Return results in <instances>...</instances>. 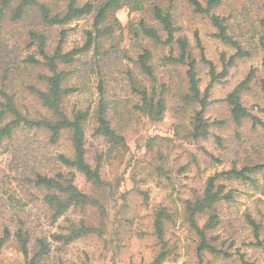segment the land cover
<instances>
[{
  "label": "rangeland",
  "instance_id": "1",
  "mask_svg": "<svg viewBox=\"0 0 264 264\" xmlns=\"http://www.w3.org/2000/svg\"><path fill=\"white\" fill-rule=\"evenodd\" d=\"M232 1L234 7L225 8V15L234 12L231 19L233 33L244 40L251 55L238 59L229 68L228 75L211 88V103L204 116L210 121L222 120L224 124L212 125L207 139L192 136V118L199 106L186 104L182 97L188 90L185 67L165 64L163 57L170 48L143 35L141 13L132 12L128 7L115 10L113 14L119 24L115 34L103 39V54L95 55L91 51L74 66L67 67L69 70L79 66L84 70L82 79L74 75L70 80V84L79 85L80 90L68 98V109L85 107L89 103L96 105L98 85L101 79L104 80L106 98L116 102V113L112 110L113 124L127 136L128 145L123 154L105 155L102 185L89 182L84 175L76 173L79 188L103 205V210L99 205L89 207L86 215L103 229V234H91L64 246L54 243L52 253L40 264H154L162 250L153 223L154 211L160 205L168 206L175 219L166 222L169 255L159 264H243L237 253L229 258L207 251L201 257L197 256V236L186 219L184 205V200L201 192L210 175L231 167L232 162L238 166L264 162V130L253 128L249 121L237 126L231 118L229 105L222 100L254 69L256 78L251 83L252 88L242 93V100L264 120V114L259 110L264 106V95L258 83L264 76V28L260 22L264 15V0H228L229 5ZM146 20L153 23L150 18ZM34 23V18L28 16L14 20L7 11L0 26V82L5 75L7 87L16 95L19 108L30 117L47 113L29 87L35 85L44 89L46 85L39 79V74L48 72L42 65L27 62L30 54H36V48L28 38ZM181 23L180 34L188 37L199 61L201 88L204 90L210 76L208 66L201 62L195 33L198 32L206 56L217 64L218 70L222 69V52L226 51L229 56L235 49L214 37L215 28L203 15L182 8ZM65 28L64 48L69 50L84 42V30L92 28V18L74 20ZM52 34L50 48L51 42L53 45L59 37L58 29L52 30ZM146 49L152 52L153 76L145 73L137 63L139 54ZM129 74L141 88L165 90L166 111L159 120L144 113L140 115L133 109L139 97L132 91ZM93 127V121L86 127L91 162L100 150L107 149L102 139L94 136ZM215 136L223 138V145H219ZM72 151L67 132L59 142L52 143L48 133L26 127L20 128L12 139L0 143V212L4 223L14 229L23 220L32 240L65 229L68 224L65 217L51 224L42 203L44 192L27 179L37 171L50 174L57 171L60 168L57 154ZM256 177L263 185L264 172ZM225 183L236 189V199L218 206L221 222L214 234L218 235V242L225 241L227 247L234 241L230 251L240 249L249 261L264 264V248L246 243L250 232L245 222L246 212L255 213L257 204L263 206L257 199L262 198L264 202V187L261 185L260 189H255L238 180ZM22 203L27 205L19 209ZM207 216L201 219V224ZM69 217L79 218L75 213ZM25 263L24 254L14 244L8 243L2 249L0 264Z\"/></svg>",
  "mask_w": 264,
  "mask_h": 264
},
{
  "label": "trees",
  "instance_id": "2",
  "mask_svg": "<svg viewBox=\"0 0 264 264\" xmlns=\"http://www.w3.org/2000/svg\"><path fill=\"white\" fill-rule=\"evenodd\" d=\"M122 7L141 13L143 18L140 21V30L143 35L163 46H169V53L163 57L165 64L185 67L188 90L182 97L186 104L199 106L195 109L192 118L193 138L207 139L212 125L224 124L222 120L210 121L204 116L211 103L210 90L220 79L228 75L229 68L238 59L251 55V51L245 48L244 40L233 33L231 19L234 12L225 15L229 7H234L233 1L229 5L228 0H0V26L7 11L11 12L14 20L26 16L34 18V27L29 30L28 38L31 41L30 44L36 48V54H30L27 62L42 65L48 71L45 74H39V79L46 85L44 89L35 85L29 86L40 104L47 110L46 114L40 113L37 117H30L28 113L21 111L16 95L7 87L6 76L2 77L0 143L5 139H12L20 128L26 127L29 130H41L48 133L52 143L59 142L63 134L67 132L73 149L70 154L66 152L57 154L56 159L60 165L57 171L51 174L37 171L34 176L27 179L35 188L44 192L42 203L47 209L51 224L65 217L68 221L65 229L32 240L30 230L23 226V220H20L17 228L12 229L10 225L2 221L0 212V254L8 243H12L24 254L25 264H40L52 253L54 243L64 246L91 234H103V229L86 216L89 207L99 205L103 210V205L100 206L96 198L79 188L76 184V173L84 175L89 182L102 185L105 155L123 154L128 145V138L113 124L112 110L116 113V102L106 98V85L102 79L98 85L99 100L96 105L89 103L85 107L73 106L70 110L68 109L66 105L68 98L80 90V86L70 84V80L74 75L79 77V80L82 79L84 70L79 66L69 70L67 67L74 66L91 51H94L95 55L103 54L101 50L103 39L115 34L119 24L113 12ZM182 8L208 18L215 28L214 37L235 49V52L229 56L226 51L222 52V69L218 70L217 64L206 56L198 32L195 33L201 62L208 66L210 76L209 84L204 90L201 88L199 61L191 49L188 37L180 34L183 26ZM225 8L227 9L224 10ZM89 16L92 18V28L84 30V42L65 50L67 38L65 25ZM148 18L153 23L148 22L146 20ZM260 22L264 28V15L261 16ZM57 29L59 37L53 45L51 42L50 48V33L53 36L52 30ZM262 39L264 45V36ZM151 58L152 52L146 49L139 54L137 63L145 73L153 76L155 67ZM129 75L132 91L139 97L133 109L140 115L144 113L151 119L159 120L166 111V100L163 96L165 90L158 92L156 87L141 88L133 80L132 75ZM255 78L256 71L252 69L246 78L222 100L229 105L231 118L237 126H243L246 121H249L253 128L260 127L264 130L262 117L254 113L242 100V93L252 88L251 83ZM258 83L264 95V76L258 80ZM259 110L264 114V106L259 107ZM90 121L94 122V136L100 137L107 147L106 150H100L96 154L94 162H91L89 158L87 147L86 127ZM215 139L219 145H223L221 142L223 138L215 136ZM206 153L214 157L212 152L206 150ZM158 170L161 172L162 167L159 166ZM261 172H264V162L243 166L232 162L231 167L210 175L205 180L200 193L184 200L186 219L197 236L195 248L197 256L201 257L205 251L227 258L237 253L243 264H255L249 261L240 249H237V252L229 250L234 245V241L228 247L225 241L219 243L214 229L221 222L218 206L223 202H232L236 199V189L229 187L225 181L238 180L249 183L255 189H260L262 184L256 175ZM262 186L264 187V184ZM257 202H261L263 206L257 204L255 213L250 211L245 214V222L250 232L249 241L246 243L264 248V202L262 198L257 199ZM26 205L22 203L19 209H23ZM71 213H75L79 218L72 219L69 217ZM204 216L207 218L201 224L200 221ZM173 219H175L174 213L166 205H160V208L154 211V234L162 244V250L155 258L154 264L161 263L169 255L165 227L166 222Z\"/></svg>",
  "mask_w": 264,
  "mask_h": 264
}]
</instances>
